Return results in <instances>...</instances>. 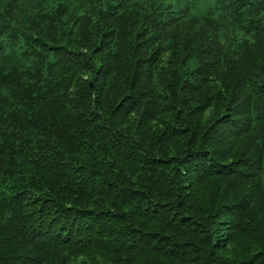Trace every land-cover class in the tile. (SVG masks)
<instances>
[{"label":"trees","instance_id":"16d2710c","mask_svg":"<svg viewBox=\"0 0 264 264\" xmlns=\"http://www.w3.org/2000/svg\"><path fill=\"white\" fill-rule=\"evenodd\" d=\"M0 264H264V0H0Z\"/></svg>","mask_w":264,"mask_h":264}]
</instances>
